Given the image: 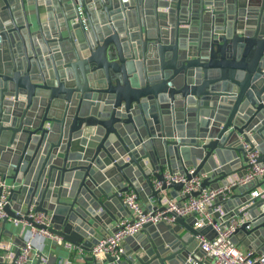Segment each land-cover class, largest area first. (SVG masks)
Segmentation results:
<instances>
[{"label": "water", "instance_id": "1", "mask_svg": "<svg viewBox=\"0 0 264 264\" xmlns=\"http://www.w3.org/2000/svg\"><path fill=\"white\" fill-rule=\"evenodd\" d=\"M255 150L264 163V0H0V175L17 185L0 246L9 219L45 228L33 210L91 251L129 214L123 193L160 201L156 180L177 197L167 173L217 188ZM232 191L223 211L244 218L233 242L264 253V178ZM197 235L216 232L194 217L150 223L120 259L92 262L188 264ZM15 240L0 264H16Z\"/></svg>", "mask_w": 264, "mask_h": 264}, {"label": "built area", "instance_id": "2", "mask_svg": "<svg viewBox=\"0 0 264 264\" xmlns=\"http://www.w3.org/2000/svg\"><path fill=\"white\" fill-rule=\"evenodd\" d=\"M260 153L255 150L248 154V164L250 168L242 177L234 176L228 180L227 184H221L217 188H201L202 182L206 176H195L188 180L185 175L175 173L165 175L167 185L172 183L183 184L182 190L177 197L170 195L172 190H162V184L155 180L154 188L160 192L161 200L149 197V203L146 205L142 202L140 195L131 190L122 194L123 204L128 208L129 214L116 224L115 228L101 238L91 250L92 258L99 262H104L106 256L120 259L126 254L125 241L129 237L138 235L145 225L165 222L166 224L175 225L176 219L194 217V228L197 230L212 226L216 232L213 239H208L205 235H197L199 253L195 258L190 257L188 264H264V253L259 254L256 249H243L241 244L233 242L235 232L244 222L243 217H239L232 212L223 211V202L231 199L234 186H245L249 183L261 181L264 178V163L258 162ZM194 169L189 173L193 174ZM15 185H10L0 175V224L7 217L5 207L11 204V190ZM199 192L198 196L193 193ZM259 196V191H254L252 197ZM150 206V210H147ZM29 217L38 225L45 226L44 229H38L26 221L14 220L15 226H23L22 233L25 246L21 248L20 255L16 264H30L36 259L46 261L42 253V246L36 247V238L47 240L57 238V243L63 245L68 251H78L84 258L85 248L77 247L73 244L66 243L62 238L54 236L48 230L50 227V217L44 213H35L31 210ZM181 230H185L182 228ZM6 250V259L13 260L15 253L8 250L9 246L2 244L0 246ZM44 247V244H43ZM33 257V258H32ZM66 264H72L67 260Z\"/></svg>", "mask_w": 264, "mask_h": 264}, {"label": "crops", "instance_id": "3", "mask_svg": "<svg viewBox=\"0 0 264 264\" xmlns=\"http://www.w3.org/2000/svg\"><path fill=\"white\" fill-rule=\"evenodd\" d=\"M10 185H14L12 184L11 182L7 181ZM15 188H17V185H15ZM172 192V191H171ZM171 192H170V195H171ZM235 195H240V192H235L233 193ZM172 196V195H171ZM142 200V199H141ZM143 202V200H142ZM144 203V202H143ZM118 223V221L114 222L113 223V226L110 228V231L113 230L116 226V224ZM7 228L11 231H13L15 233V236L11 239H9L8 237H5L4 239H6L9 243V248L8 250L10 251H13L14 253L16 252V250L19 248L18 244L15 242L16 240V237H20L23 239L24 241V237L26 236V233L25 235L23 236L24 233H22L23 231V226L20 225V226H15L14 225V222L12 221V219H9V223L7 225ZM109 231V232H110ZM183 232V234H185V230H181ZM107 233V232H106ZM106 233H104L103 235L105 236ZM57 238H49L47 239L46 241L43 240L42 238H39L37 237L35 240H36V247H39V246H42L41 249H42V253L45 255V258L48 260L49 256L52 255V256H55L58 258V264H66V261L69 260L72 262V264H93L92 262V255H91V251H88V250H85V255H84V258H82L80 256V254L78 253V251H68L63 245H59L57 243ZM7 243V244H8ZM6 244V245H7ZM43 244H44V247H43ZM126 245V244H125ZM241 248H243L244 250L245 249H248L247 247H245L243 245V243H241ZM33 258V257H32ZM37 259L34 258V261H36ZM7 261H11L9 259H7Z\"/></svg>", "mask_w": 264, "mask_h": 264}]
</instances>
